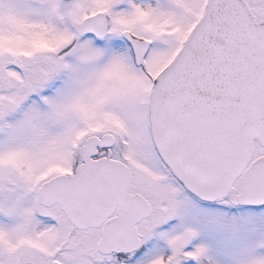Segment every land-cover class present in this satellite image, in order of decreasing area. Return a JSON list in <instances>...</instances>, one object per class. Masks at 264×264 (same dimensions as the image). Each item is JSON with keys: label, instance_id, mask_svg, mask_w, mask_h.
<instances>
[{"label": "snow or ice", "instance_id": "snow-or-ice-1", "mask_svg": "<svg viewBox=\"0 0 264 264\" xmlns=\"http://www.w3.org/2000/svg\"><path fill=\"white\" fill-rule=\"evenodd\" d=\"M0 264H264V0H0Z\"/></svg>", "mask_w": 264, "mask_h": 264}]
</instances>
